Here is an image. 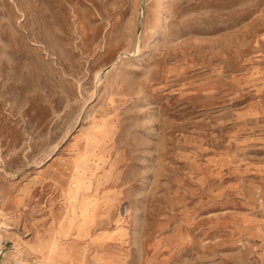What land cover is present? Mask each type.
Wrapping results in <instances>:
<instances>
[{
	"label": "rangeland",
	"instance_id": "obj_1",
	"mask_svg": "<svg viewBox=\"0 0 264 264\" xmlns=\"http://www.w3.org/2000/svg\"><path fill=\"white\" fill-rule=\"evenodd\" d=\"M34 263L264 264V0H0V264Z\"/></svg>",
	"mask_w": 264,
	"mask_h": 264
},
{
	"label": "bare ground",
	"instance_id": "obj_2",
	"mask_svg": "<svg viewBox=\"0 0 264 264\" xmlns=\"http://www.w3.org/2000/svg\"><path fill=\"white\" fill-rule=\"evenodd\" d=\"M92 225V224H91ZM91 225H90V227H91ZM85 228V227H84ZM92 229H90V231H91ZM59 231V230H58ZM76 232V231H75ZM66 234V233H65ZM86 235V234H85ZM63 237V236H62ZM51 240V239H50ZM54 240V239H53ZM40 243V242H39ZM51 245V244H50ZM73 245V244H72ZM67 246H69L68 244H67ZM54 250V249H53ZM69 250V249H68ZM46 251V250H45ZM75 251V250H74ZM68 253V252H67ZM50 255V254H49ZM74 255V254H73ZM77 255V254H76ZM75 257V256H74ZM75 258H77V257H75ZM44 259V258H43ZM55 262H56V260H54ZM46 262V261H45ZM69 262V261H68ZM82 262V261H81ZM48 264V263H47ZM60 264V263H59Z\"/></svg>",
	"mask_w": 264,
	"mask_h": 264
},
{
	"label": "built area",
	"instance_id": "obj_3",
	"mask_svg": "<svg viewBox=\"0 0 264 264\" xmlns=\"http://www.w3.org/2000/svg\"><path fill=\"white\" fill-rule=\"evenodd\" d=\"M124 209H125L126 213H128L127 210H126V208H124ZM34 264H38V263H34Z\"/></svg>",
	"mask_w": 264,
	"mask_h": 264
},
{
	"label": "crops",
	"instance_id": "obj_4",
	"mask_svg": "<svg viewBox=\"0 0 264 264\" xmlns=\"http://www.w3.org/2000/svg\"><path fill=\"white\" fill-rule=\"evenodd\" d=\"M117 263V262H116Z\"/></svg>",
	"mask_w": 264,
	"mask_h": 264
}]
</instances>
